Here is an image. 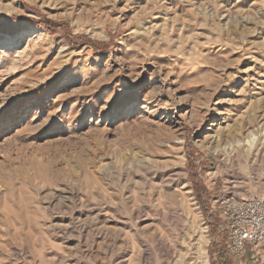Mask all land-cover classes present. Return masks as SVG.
Masks as SVG:
<instances>
[{"label": "rangeland", "instance_id": "374dc122", "mask_svg": "<svg viewBox=\"0 0 264 264\" xmlns=\"http://www.w3.org/2000/svg\"><path fill=\"white\" fill-rule=\"evenodd\" d=\"M14 1L0 264H264L228 252L215 204L264 195V0Z\"/></svg>", "mask_w": 264, "mask_h": 264}, {"label": "built area", "instance_id": "2783aa9c", "mask_svg": "<svg viewBox=\"0 0 264 264\" xmlns=\"http://www.w3.org/2000/svg\"><path fill=\"white\" fill-rule=\"evenodd\" d=\"M219 228L227 239V250L243 257L264 244V195L238 190L223 193L215 202Z\"/></svg>", "mask_w": 264, "mask_h": 264}, {"label": "bare ground", "instance_id": "6f19581e", "mask_svg": "<svg viewBox=\"0 0 264 264\" xmlns=\"http://www.w3.org/2000/svg\"><path fill=\"white\" fill-rule=\"evenodd\" d=\"M16 7V3H15V1L14 0H0V11H2V12H6V13H8V16L10 17V18H13V16L15 15V14H19V10L17 9V8H15ZM29 39V38H28ZM30 41V40H29ZM32 43V42H31ZM17 45H19V43H17ZM25 45V44H24ZM29 44H28V42H27V44H26V46L25 47H23V46H18V47H16L13 51L14 52H11L12 54H11V56H12V58H14V59H12V61H9V62H14V61H18L19 60V58H21L22 56H24V57H26L27 56V54H28V48L31 46H28ZM0 47L3 49V48H6V47H9L8 45H6V43L5 42H3L2 44H0ZM12 47V46H11ZM2 49L0 50V52H2ZM21 61V60H20ZM14 64V63H13ZM12 66V65H11ZM14 66V65H13ZM158 90V89H157ZM160 91H161V89H160ZM155 116V115H154ZM180 117V116H179ZM181 117H182V115H181ZM260 117V116H259ZM182 119V118H181ZM258 121V120H257ZM178 122V121H177ZM246 124V123H245ZM177 126V125H176ZM244 128H246L245 127V125H243V124H231V125H229V128H228V133L224 136V138L223 139H225L224 141H231V140H234L235 138H240L239 137V135H240V130H243ZM259 139V138H258ZM257 139V140H258ZM255 140L254 139H249V138H247V139H244V140H235L234 141V143H235V147L237 148V150H235L234 149V151H237L238 153L239 152H242L241 150H239L240 148H244V146H249V145H253L255 142H254ZM257 142V141H256ZM234 143H233V145H234ZM228 144V143H227ZM180 146V145H179ZM234 147V148H235ZM230 149V148H229ZM233 152V151H232ZM245 152V151H244ZM241 154V153H240ZM135 156V155H134ZM138 162H139V160H138ZM145 162V161H144ZM138 165H140V162L138 163ZM160 188V187H159ZM158 188V189H159ZM162 188V187H161ZM188 190H190V189H188ZM190 192V191H189ZM189 192H187V193H189ZM191 194V193H190ZM184 197V196H183ZM186 197V196H185ZM189 197V196H188ZM187 197V198H188ZM202 249H203V251H204V248L202 247Z\"/></svg>", "mask_w": 264, "mask_h": 264}, {"label": "trees", "instance_id": "16d2710c", "mask_svg": "<svg viewBox=\"0 0 264 264\" xmlns=\"http://www.w3.org/2000/svg\"><path fill=\"white\" fill-rule=\"evenodd\" d=\"M42 25L47 29V30H51V22H49V21H43V23H42ZM52 27H55V26H53L52 25ZM67 38H68V40H69V42L71 43V45H73L74 44V42H82V43H84V42H87V43H91L90 41H89V39H87L86 37H84V36H76V37H71L70 35H67ZM92 44V46L94 47V49L96 50V51H99V52H101V53H103V52H105L106 51V48H107V45L105 44V43H91ZM190 168L191 169H194V167H192V165H190Z\"/></svg>", "mask_w": 264, "mask_h": 264}]
</instances>
